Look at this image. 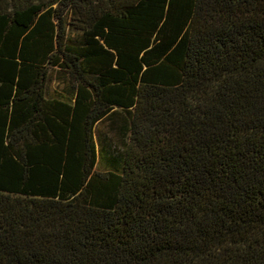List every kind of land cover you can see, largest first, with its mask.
Here are the masks:
<instances>
[{"label":"trees","instance_id":"1","mask_svg":"<svg viewBox=\"0 0 264 264\" xmlns=\"http://www.w3.org/2000/svg\"><path fill=\"white\" fill-rule=\"evenodd\" d=\"M0 264H264V0H0Z\"/></svg>","mask_w":264,"mask_h":264},{"label":"crops","instance_id":"2","mask_svg":"<svg viewBox=\"0 0 264 264\" xmlns=\"http://www.w3.org/2000/svg\"><path fill=\"white\" fill-rule=\"evenodd\" d=\"M52 85H53L52 87H54L55 83H53Z\"/></svg>","mask_w":264,"mask_h":264}]
</instances>
